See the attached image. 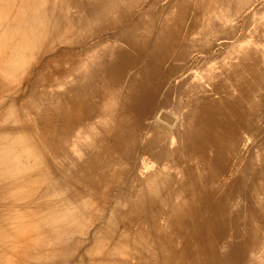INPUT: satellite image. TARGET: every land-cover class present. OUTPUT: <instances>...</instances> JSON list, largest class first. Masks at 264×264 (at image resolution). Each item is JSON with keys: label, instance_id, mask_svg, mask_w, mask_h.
Masks as SVG:
<instances>
[{"label": "bare ground", "instance_id": "obj_1", "mask_svg": "<svg viewBox=\"0 0 264 264\" xmlns=\"http://www.w3.org/2000/svg\"><path fill=\"white\" fill-rule=\"evenodd\" d=\"M250 1L0 0V264H264V53H213Z\"/></svg>", "mask_w": 264, "mask_h": 264}, {"label": "rangeland", "instance_id": "obj_2", "mask_svg": "<svg viewBox=\"0 0 264 264\" xmlns=\"http://www.w3.org/2000/svg\"><path fill=\"white\" fill-rule=\"evenodd\" d=\"M176 2V3H175ZM143 4H147L145 2H141ZM166 2L163 0V2L160 3V7H165L167 8V16L170 13H177L178 11V6L180 5L177 0H167V5L165 4ZM251 4L248 8H246L245 10H243L241 12V14L239 15V17L234 18V21H228V22H223V26L226 27L225 29L222 28L224 30V32L221 34V38L215 42L214 44V49H213V53L216 55H220V56H224L227 54H230V52H234L233 54H235L234 56L231 55V57L236 58L239 55L240 52V45L243 44H239L241 43V40L244 37L249 38H254V37H258L259 39L257 40L259 43L255 44L253 47L254 51L257 50H263L264 53V31L262 32H257L254 31L255 28V24H261L263 23V19H261L262 17H259L257 14L258 11H260L261 9L264 8V0H251L250 3ZM166 5V6H165ZM254 5V6H253ZM175 6V7H174ZM255 7V8H254ZM177 9V10H176ZM172 10V11H171ZM257 10V11H256ZM170 12V13H169ZM169 13V14H168ZM192 14V15H191ZM246 14V15H245ZM244 15V16H243ZM113 18V17H112ZM243 18V19H242ZM195 19V10H190L188 17L185 19L187 20L185 23V30H187V28L190 26V24L194 21ZM251 19V23L248 25L247 23L249 22V20ZM232 24H231V23ZM187 26V27H186ZM253 26V27H252ZM264 30V28H263ZM184 37H187L186 34H184ZM190 36V35H188ZM106 37V38H105ZM111 37V38H110ZM113 36L109 35V34H105L104 35V40H110L113 39ZM183 37V38H184ZM193 37H197V35H193ZM95 39V40H94ZM255 39V38H254ZM256 40V39H255ZM99 40L97 38H91L89 39V43L90 44H94L96 42H98ZM107 41V42H108ZM235 41V42H234ZM219 42V43H218ZM109 43V42H108ZM257 46H259L260 48H257ZM191 55L195 58L198 54L196 51V48H193L191 50ZM94 53H90L88 54V59H93L94 57ZM91 56V57H90ZM134 75V74H132ZM183 75V72L179 71L176 75H174V77L172 78V82L175 84L176 81H179ZM176 76V77H175ZM180 77V78H179ZM184 77V76H183ZM63 89V88H60ZM117 102L116 99H112V101H109L106 105V107L104 106V109L102 108V112L100 111V114H98L95 119L92 121V126H91V132H92V137H94L95 135L99 134V131L104 127H109L112 126L113 121L110 118V113L114 110V108L116 107ZM172 109V107H169ZM109 109V110H108ZM102 113V114H101ZM173 114V113H172ZM107 115V116H106ZM158 112H156L151 118L150 120L147 122L148 126H156V133H158L160 136L164 137L166 142H167V138H170V136L173 134V130L171 128H167V123H163V125H165V128H161L160 127V121L157 118ZM106 117V118H105ZM176 118V117H175ZM157 120V122H156ZM107 121V122H106ZM112 121V122H111ZM100 122V125H99ZM156 122V123H155ZM103 124V125H102ZM108 124V125H107ZM95 125V126H94ZM100 128V129H99ZM84 130H87V126L83 127ZM166 130V131H165ZM162 134V135H161ZM158 163V162H157ZM159 165V164H158ZM155 166H157L156 164L154 166H152L151 164L149 166H143L142 163L140 162L139 166H138V171H137V175L140 174V176L142 178H144V176L150 172L155 170ZM152 169V170H151Z\"/></svg>", "mask_w": 264, "mask_h": 264}]
</instances>
